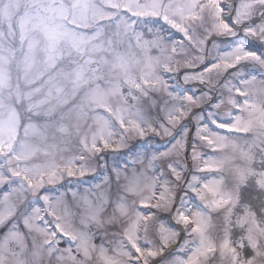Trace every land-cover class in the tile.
Wrapping results in <instances>:
<instances>
[{"label": "snow or ice", "instance_id": "1", "mask_svg": "<svg viewBox=\"0 0 264 264\" xmlns=\"http://www.w3.org/2000/svg\"><path fill=\"white\" fill-rule=\"evenodd\" d=\"M231 2L176 0L157 17L180 34V39L170 35L166 41L172 51L186 55L183 63L169 57L163 70L184 84L202 86L191 95L177 96L168 80L161 81L160 90L170 101L160 105L161 120L125 123L121 117L118 138H93L78 157L46 168L30 166L18 151L19 129L15 138L10 130L0 138V264H206L210 257L195 249L196 238L212 212L231 201L219 189L218 176L206 180L201 175L218 171L201 148L216 151L215 145L239 131L242 111L258 107L264 113V55L243 47L219 54L213 40L242 31L244 37L264 45V0L258 8L253 5L255 14L240 22L239 3L234 19L226 21L225 5L231 7ZM191 48L196 51L188 57ZM205 106L210 109L207 119L219 131L205 122ZM185 121L195 127L181 128ZM155 137L167 140V145L156 147L158 141L151 139ZM132 141L143 143L129 149ZM260 143L264 145V140ZM105 152L128 159L111 175L103 165L99 179L81 186L85 177H97L94 161ZM165 163L167 167L157 171ZM261 184L264 181L253 179L240 185L239 200L249 207L258 201L264 207ZM189 196L199 201L201 210H176ZM173 220L184 237L174 230ZM240 247L243 264H264V252Z\"/></svg>", "mask_w": 264, "mask_h": 264}, {"label": "rangeland", "instance_id": "2", "mask_svg": "<svg viewBox=\"0 0 264 264\" xmlns=\"http://www.w3.org/2000/svg\"><path fill=\"white\" fill-rule=\"evenodd\" d=\"M174 2L0 0V138L9 130L15 138L19 129L18 151L30 166L46 168L78 157L85 142L91 144L93 138H118L121 117L125 123L161 120L160 105L169 98L162 94L160 82L168 80L172 90L180 83L179 77H170L163 70L164 61L173 56L181 63L186 59L183 52L177 55L171 43H166L170 35L180 39V34L157 19ZM259 3L240 1L237 21L255 14L253 5L258 8ZM232 8L233 2L225 9L226 21ZM68 19L76 27L70 26ZM249 41L264 51V45ZM215 42L219 54L237 48L230 42ZM195 51L191 48L187 56ZM192 87L196 92L202 86ZM173 94L177 95L174 90ZM208 111L202 113L205 120ZM240 117V130L215 145L216 151L201 148L218 169L201 175L206 180L218 176L219 189L231 201L212 212L202 235L196 238L195 249L210 257L206 264H243L241 244L264 252V207L258 201L249 207L239 200L237 192L240 185L251 184L253 179L264 181V145L260 143L264 140V113L257 107L242 111ZM185 126L191 127L186 121L181 128ZM151 139L161 142L156 147L167 145L162 142L167 140ZM137 143L132 141L129 149ZM125 151L136 155L135 151ZM121 157L109 152L96 157L97 177H85L79 184L93 183L105 164L111 175L114 167L128 159ZM166 167L165 163L157 171ZM194 199L181 200L176 210L200 211L201 205ZM237 256L240 261H236Z\"/></svg>", "mask_w": 264, "mask_h": 264}, {"label": "water", "instance_id": "3", "mask_svg": "<svg viewBox=\"0 0 264 264\" xmlns=\"http://www.w3.org/2000/svg\"><path fill=\"white\" fill-rule=\"evenodd\" d=\"M238 1H239V0H235V1H234V10H233V12H232V14H231V19L234 18L235 8H236V6H237ZM214 39H218V38H214Z\"/></svg>", "mask_w": 264, "mask_h": 264}, {"label": "trees", "instance_id": "4", "mask_svg": "<svg viewBox=\"0 0 264 264\" xmlns=\"http://www.w3.org/2000/svg\"><path fill=\"white\" fill-rule=\"evenodd\" d=\"M24 121H25V117H24Z\"/></svg>", "mask_w": 264, "mask_h": 264}]
</instances>
